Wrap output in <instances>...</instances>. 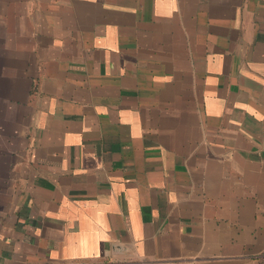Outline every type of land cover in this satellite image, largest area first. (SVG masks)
Instances as JSON below:
<instances>
[{"label":"crops","instance_id":"0c3cea01","mask_svg":"<svg viewBox=\"0 0 264 264\" xmlns=\"http://www.w3.org/2000/svg\"><path fill=\"white\" fill-rule=\"evenodd\" d=\"M264 264V0H0V264Z\"/></svg>","mask_w":264,"mask_h":264},{"label":"built area","instance_id":"2783aa9c","mask_svg":"<svg viewBox=\"0 0 264 264\" xmlns=\"http://www.w3.org/2000/svg\"><path fill=\"white\" fill-rule=\"evenodd\" d=\"M158 264H184V263L177 262V261H171V262H161V263H158Z\"/></svg>","mask_w":264,"mask_h":264}]
</instances>
